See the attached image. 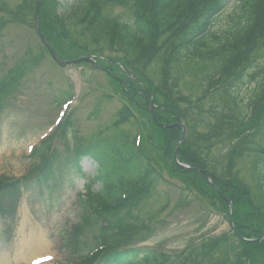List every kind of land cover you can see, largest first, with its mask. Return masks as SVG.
I'll list each match as a JSON object with an SVG mask.
<instances>
[{
    "label": "trees",
    "instance_id": "1",
    "mask_svg": "<svg viewBox=\"0 0 264 264\" xmlns=\"http://www.w3.org/2000/svg\"><path fill=\"white\" fill-rule=\"evenodd\" d=\"M68 1H40L42 33L58 56L67 60L95 54L104 56V50L117 49L122 56L113 60L132 71L134 77H128L113 60L104 65L125 83L121 87L113 80L115 89L129 103L119 115L126 121L135 107V113L140 116L133 117L139 123L138 137L143 145L136 146L135 138L126 152L123 147L126 137L109 138L73 152L68 148L66 159L62 160L53 146L54 137L48 138L34 148L35 165L23 177L0 176V216L10 215L23 194L42 195L46 188H56L72 176L82 175V164L88 160L96 171L85 186V194L78 196L82 213L64 238V247L69 252L65 264H264V240L246 241L264 236V0H75L71 5ZM1 2L0 67L7 64L4 31L10 24L34 31L36 10V0H23L13 9ZM113 5L124 8L129 17L111 18L105 15L107 12L103 15ZM218 20L222 24L214 32L212 27ZM35 47L16 54L15 66L0 71V114L21 93L29 73L40 69L48 57L40 42ZM155 59L161 63L160 72L150 76L149 67ZM172 59L178 69H193L200 78L204 77L200 83L201 98L213 102L209 106V129L205 135L189 134L190 124L205 125L207 112L201 106L203 99L195 103L186 101L188 109L181 107L184 100L176 99L177 83L171 81ZM116 71L124 77L119 78ZM66 96L70 98L69 93ZM152 97L157 106L154 115L167 128H158L143 109L149 107ZM217 97L218 102L214 100ZM218 105L220 108H216ZM182 122L188 135L178 150V160L196 169L193 171L182 170L173 162L182 129L168 126ZM72 130L70 114L56 138L66 140ZM223 140L230 141L228 151L220 154V158L227 160V171L218 173L221 159L210 161L209 156L213 147ZM242 143H248L259 155L250 169L254 191L232 175L233 160L238 156L236 149ZM144 145L160 155L169 177H177L185 191L204 194L203 188H208L210 201L228 214V205L203 175L207 171L216 187L231 200L233 228L229 229L230 236H224L231 238L230 259L212 258V252L226 243L224 237L213 240L211 245L202 242L187 252L172 255L135 246L142 234L150 231L149 218L141 214V206L154 194L155 179H163L162 172L153 165L157 162L143 150Z\"/></svg>",
    "mask_w": 264,
    "mask_h": 264
},
{
    "label": "rangeland",
    "instance_id": "2",
    "mask_svg": "<svg viewBox=\"0 0 264 264\" xmlns=\"http://www.w3.org/2000/svg\"><path fill=\"white\" fill-rule=\"evenodd\" d=\"M1 1L2 5L6 4L13 9L23 0ZM74 1L69 0L68 5L73 4ZM104 14L111 18L129 17L127 11L118 6H113L109 12L108 9L104 10ZM221 24L222 22L218 20L216 26L212 27V31H219L218 25ZM2 39L7 64L0 67V71L6 67L15 66L16 54L21 55L26 50L36 48L38 43L34 31L16 24H10L6 28ZM103 54L106 58L122 56L116 48L112 52L104 50ZM44 60L40 69L30 72L24 79L21 93L1 117L0 176L19 179L32 169L35 159L30 158L31 147L39 146L44 137L55 131L57 120L61 117L64 119L68 114H71L74 130L68 133L66 140L58 137L53 143L55 149L61 154L62 160L66 159L68 148L73 152L79 146L87 147L109 138L118 140L122 136L127 138L123 147L128 152V146L131 145L129 143L136 133L133 116L140 115L135 113L133 106L131 110L134 112L131 111V113L134 115L127 116V120L121 122L119 112L125 105L129 106V103L125 98L120 101L114 95L109 84L112 87H116V84L111 82L103 71L92 69L87 64L59 66L49 57ZM173 61L174 59L169 64L172 70L171 81L177 83L174 89L176 99L184 100L180 102L181 107L188 109L186 101L195 103L203 99L201 106L205 113L207 112L205 125L190 124L192 128L189 134L191 137L205 135L209 129V105L211 106L213 102L209 98H201L203 86L200 83L204 81V77L200 78L193 69L188 71L178 69L176 64L172 63ZM160 67L159 59L152 61L149 75H158ZM1 75L0 72V77ZM117 76L120 75L117 74ZM70 88L74 96L73 102L64 110L62 101ZM242 94L245 92L243 91ZM250 95L251 91L248 90L246 96L249 98ZM218 99L219 97L214 100L218 102ZM160 101L164 99L160 98ZM118 120H121L120 123ZM229 142L221 141L210 153V161H215L217 158L222 161L218 173L227 171V160L220 158V154L228 151ZM256 142L259 144V139L256 138ZM143 150L153 162H157V165L156 163L153 165L162 172L163 179L155 180L154 194H151L141 206V214L149 218L150 231L144 232L139 241H135L136 247L172 255L187 252L191 247L196 248L202 242H208L211 245L213 240L225 235L230 236L227 214L221 212L218 205L210 201L208 188L202 187L204 194L197 193L199 199L194 194H187L177 177H169L160 155L150 146L144 145ZM236 152L238 156L233 160L232 175L241 179L251 188V191H254L250 169L259 155L248 146V143H242ZM94 172L95 166L85 161L81 176H72L69 180L57 185L56 190L49 188L43 195L31 197L25 195L12 212L13 217L9 215L6 219L0 220V264H30L23 261V258L16 259L20 251V241L27 239L29 235L38 238L41 234L46 237L48 245L45 250L47 253L44 255L51 257L42 264H64L69 257V252L62 246L61 239L64 231L73 226L82 213L78 196L84 192L87 180L94 175ZM97 187L98 184H95L94 188ZM224 238L227 241L222 248L212 252L213 259L226 260L233 255L228 244L231 238Z\"/></svg>",
    "mask_w": 264,
    "mask_h": 264
},
{
    "label": "bare ground",
    "instance_id": "3",
    "mask_svg": "<svg viewBox=\"0 0 264 264\" xmlns=\"http://www.w3.org/2000/svg\"><path fill=\"white\" fill-rule=\"evenodd\" d=\"M47 246L46 237H44V235L41 234L38 238L29 235L27 239L20 241V251L16 255V259L20 257L23 258V261L31 263L41 257L49 256L44 255L47 253V251H45Z\"/></svg>",
    "mask_w": 264,
    "mask_h": 264
},
{
    "label": "water",
    "instance_id": "4",
    "mask_svg": "<svg viewBox=\"0 0 264 264\" xmlns=\"http://www.w3.org/2000/svg\"><path fill=\"white\" fill-rule=\"evenodd\" d=\"M35 24H36V29H37V32H38V34H39V37H40V39L42 40V43L47 47V49L49 50V52H50L52 58H53L56 62H58V63H60V64H63V65L76 64V63H80V62H87V63H91V64H93V61L91 60V58H82V59L74 60V61H71V62H62V61L57 57V55L54 53L53 49L49 46V44L47 43V40L43 37V35L41 34V32H40V30H39V28H38V9H37V11H36V13H35ZM152 117H153V116H152ZM153 121H154V123H156L154 117H153ZM160 127L164 128V126H162V125H160ZM182 127H183V133H182V136H181V139H180V142H179V146H181V145L183 144V142H184V140H185V136H186V128H185L184 126H182ZM179 146H178V148H179ZM178 148L175 150V155H174V160H175L176 163H178V162H177V150H178ZM179 166L182 167V168H187V169H188V167H186V166H183V165H179ZM211 183H212V185L214 186V184H213L212 181H211ZM224 199H225V198H224ZM225 200H226V199H225ZM226 201H227V200H226ZM227 202H228V204H229V206H230V212H231V214H230V221H232V220H231V219H232V214H233L232 204H231V202H229V201H227Z\"/></svg>",
    "mask_w": 264,
    "mask_h": 264
},
{
    "label": "snow or ice",
    "instance_id": "5",
    "mask_svg": "<svg viewBox=\"0 0 264 264\" xmlns=\"http://www.w3.org/2000/svg\"><path fill=\"white\" fill-rule=\"evenodd\" d=\"M45 259H51V257H45ZM33 264H42V261L40 259H36L33 261Z\"/></svg>",
    "mask_w": 264,
    "mask_h": 264
}]
</instances>
